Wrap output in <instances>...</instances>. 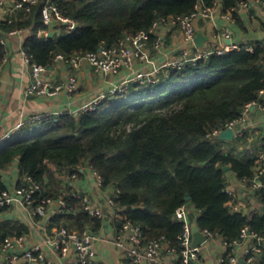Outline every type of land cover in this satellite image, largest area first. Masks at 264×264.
<instances>
[{
	"label": "trees",
	"instance_id": "obj_1",
	"mask_svg": "<svg viewBox=\"0 0 264 264\" xmlns=\"http://www.w3.org/2000/svg\"><path fill=\"white\" fill-rule=\"evenodd\" d=\"M62 15L76 27L45 40L39 1L29 12L18 11L12 20L0 21V62L6 53L1 39L11 30L28 29L22 49L31 62L49 66L57 54L97 51L116 45L126 33L148 30L155 21L184 16L196 4L209 7L218 2L224 9L242 0H53ZM154 35H150V41ZM252 47V50L248 46ZM264 39L239 45L222 53L212 52L195 61L162 70L155 81L129 82L121 92L101 98L93 110L78 115H48L29 123L0 142V170L17 160L18 180L30 176L40 185L36 198L57 199L63 193L65 207L51 218L65 216L74 229L98 233L102 218L90 216L73 196L69 185L62 191L50 190L45 181H55L54 171L79 174L87 162L101 177V188L114 186V200L121 208L117 230L129 220L138 225L143 241L164 237L168 248L179 253L181 222L173 218L177 207L190 204L197 214L198 227L218 235L226 244L223 258L234 253L241 230L264 234V212L249 215L229 204L225 190L228 166L238 180L250 179L254 158L239 159L222 147L224 141L208 136L237 119L245 104L264 103ZM264 140V138H263ZM260 149L264 150V142ZM7 184L0 175V191ZM82 191H80L81 193ZM186 193L190 199L186 200ZM264 204V190L248 192ZM60 228V227H59ZM28 227L0 218V245L6 237L24 236ZM254 255V264H264V245Z\"/></svg>",
	"mask_w": 264,
	"mask_h": 264
},
{
	"label": "built area",
	"instance_id": "obj_2",
	"mask_svg": "<svg viewBox=\"0 0 264 264\" xmlns=\"http://www.w3.org/2000/svg\"><path fill=\"white\" fill-rule=\"evenodd\" d=\"M41 1V17L43 29L38 31V35L43 39L47 40L54 34L59 32L57 28L60 24L65 26V29H72L75 23L66 17H64L59 10L58 6L53 0H0V21L12 20L18 11L29 12L32 5ZM253 3L264 5V0H242L237 3L236 6L228 9V12L236 10L238 7H248ZM215 5L209 7H202L199 4L195 5V9L188 15L184 16H170L168 18H162L159 21H155L148 30H139L135 33H126L121 37L116 45L110 47H101L97 51H89L85 53H75L71 56H65L63 54H57L54 60H60L78 66L82 63L89 64L95 71H98L104 75L116 74L122 69H131L133 64L137 61L147 65L150 61L147 53V47L152 44L154 48H159L162 40L159 35L155 33V29L160 22H166L172 26H179L183 32V41L186 45L195 44L194 37L196 34L195 20L198 17L208 18L213 15ZM230 16V14H225ZM23 29H14L9 31L2 39L1 43L6 47V53L0 62V83L2 80L4 65L7 61L8 56V45L7 37L19 34ZM154 35V39L150 41V35ZM223 37L229 38L230 29L225 28L220 34ZM215 36H219L216 34ZM239 45H232L231 48H237ZM252 50L251 45L248 46ZM187 48V47H186ZM230 48V49H231ZM229 50V49H227ZM226 49H216L210 46L208 49L203 51H197L193 55H188L187 49L183 50V57L181 60H172L164 63L160 67L147 69L146 66L142 65L139 69L131 71L130 76L122 81L117 86L112 87L107 93L100 94L94 98L91 102L84 104L76 109H62L55 112V115H61L69 113L72 115H78L83 112L93 110L96 107V103L109 93L121 92L127 88L129 82L138 81L141 84L147 82H153L156 80L157 75L161 72L162 68L177 67L188 61H195L199 58L209 55L212 52L222 53ZM21 56L23 63L30 70L32 81L25 90L26 96H53L57 94L64 86L71 92L76 89L77 80L75 77L70 76L67 82H51L45 81L42 78L43 72L46 70L44 65L31 62L27 53L21 48ZM259 94L264 99V89L260 90ZM255 106H262L264 104L258 101H252L245 104L241 115L226 124V128L232 127L234 130V137L240 142L245 137L246 127L244 126V120L249 110ZM48 116V114H33L30 115L25 121L18 122L10 131L4 135V139L12 136L16 131L23 128L29 123L39 121L42 117ZM224 129H214L208 136L216 137ZM250 158H254L255 166L253 169V175L250 179H242L240 182L249 192L255 189L264 190V150L259 149ZM96 176L98 186L101 187V177L96 172L92 171ZM73 174L72 177H75ZM40 185L34 182L30 176H25L21 180V184L14 183L13 185H7V188L0 191V213L6 210L8 207L14 204H20L28 208L32 217H44L51 206H54L57 210L61 207H65V198L63 193L57 197V199L48 197L36 198L35 193L39 190ZM111 191L106 197V205L109 207L112 219H121L120 214L121 208H118L114 200L115 192L118 191L114 186H108ZM226 192L233 198L229 202L233 209L239 210L241 208L233 205L234 198L237 195L236 189L227 184L225 188ZM73 196L80 200L82 208L90 215L97 216L105 219L107 212L104 211L100 205H97L92 201L87 193L76 190ZM258 208L254 207L248 210V214L255 213ZM197 211L187 203H183L176 208L173 218L182 224V231L178 236L181 249L179 253L175 249L168 248L164 242V237L155 238L147 242L143 241L142 232L138 225L131 223L129 220L122 222L115 234L114 242L117 247L124 251L123 264H164L163 251L170 253L173 257L170 259L169 264H199L201 245L216 236L207 229L201 230L207 236V239L199 246L192 245V223L195 222L194 216ZM247 228L241 230V240L247 236L252 235L257 238L261 244L264 245V234H248ZM99 240V234L91 232L89 229L82 231L68 229L66 227H60L56 229L52 238L47 241L53 246V248L61 253L62 255L69 256V264H98L96 259V242ZM240 242V241H239ZM239 242H235L239 244ZM24 236H8L0 245V256L3 257L2 264H19L21 261L24 264H52L51 260L44 254L40 245H34L32 247H24ZM225 244V243H224ZM226 245V244H225ZM261 251L260 244L251 245L245 248L242 252L244 258V264H253L254 255ZM238 256L235 253L227 255V261L225 262L223 256L220 259L219 264H238Z\"/></svg>",
	"mask_w": 264,
	"mask_h": 264
},
{
	"label": "crops",
	"instance_id": "obj_3",
	"mask_svg": "<svg viewBox=\"0 0 264 264\" xmlns=\"http://www.w3.org/2000/svg\"><path fill=\"white\" fill-rule=\"evenodd\" d=\"M227 13L230 16H225ZM194 23L196 31L200 30L202 34L208 36L201 47L195 44L186 45L183 41V32L179 26L160 22L155 33L161 37L162 42L159 48H154L152 44L147 47L149 63L145 65L137 61L131 69L125 68L116 74L104 75L95 71L85 62L73 66L60 60H53L43 72V80L55 83L67 82L70 76L77 80L75 90L70 92L64 86L53 96L25 95V90L30 85L32 76L28 67L23 63L21 48L29 30L23 29L19 34L8 36L9 51L0 83V142L5 140L4 135L18 122L25 121L30 115H55V112L62 109H76L91 102L100 94L107 93L112 87L126 80L132 70L139 69L142 65L146 66L147 69H152L172 60H181L184 49L188 50V55H193L195 52L203 51L210 46L227 50L232 45L248 44L264 39V5L253 3L248 7L240 6L232 12H228V9H224L218 2L211 17H198ZM225 28L230 29L229 38L220 35ZM216 34L219 36H215ZM164 69L162 68L161 71ZM244 126L246 130L243 141L240 142L237 138H232L231 140H223L224 143L222 144L225 151L230 150L239 159L251 157L259 151L264 142V108L262 106L252 107L245 117ZM79 171L80 173L75 177L68 175L63 170L54 171V182L49 178L45 179L47 187L59 192L69 185L73 190L87 193L94 203L104 208L107 216L102 220L98 230L99 240L95 244L97 263L123 264L124 251L117 247L114 242L117 232L116 219H112L110 209L106 205V197L111 189L98 186L96 176L87 162L80 166ZM0 175L7 185L16 183L19 175L17 160L0 170ZM226 176L228 184L237 191L233 205L236 203L239 208L247 211L254 207L258 208L259 203L254 197L247 195L249 191L244 188L234 173L227 172ZM56 211L57 209L51 206L44 217H32L28 208L14 204L0 213V218L17 220L28 227V233L24 234V247L40 245L52 264H69V256L57 252L47 241V239L52 238L56 229L63 225L74 228L71 218L63 216L58 221L52 220L51 218L56 214ZM256 239L250 235L236 244L235 253L238 258L242 256L245 248L256 244ZM225 249L226 245L220 236L216 235L209 238L201 245L198 263L219 264ZM163 257L164 264H169L173 255L163 251ZM2 263L3 257L0 256V264ZM19 264H24V262L21 261ZM141 264L146 263L142 262Z\"/></svg>",
	"mask_w": 264,
	"mask_h": 264
},
{
	"label": "water",
	"instance_id": "obj_4",
	"mask_svg": "<svg viewBox=\"0 0 264 264\" xmlns=\"http://www.w3.org/2000/svg\"><path fill=\"white\" fill-rule=\"evenodd\" d=\"M76 26H77V24H75L74 27H76ZM207 39H208V36L202 34V32L200 30L196 31V34L194 37V42H195L196 46L201 47L203 42L206 41ZM233 137H234V130L232 129V127H228L226 129L222 130L217 135V138L222 139V140H231ZM223 169L226 170L227 172H229L228 166H224ZM185 199L186 200L190 199V195L188 193H186ZM258 208L260 211L264 212V204H258ZM191 229H192V245L193 246H199L200 244H202L207 239L206 234L201 231V229L198 227L196 222L192 223ZM249 233H250V231H248V234ZM238 264H244L243 256L239 257Z\"/></svg>",
	"mask_w": 264,
	"mask_h": 264
}]
</instances>
